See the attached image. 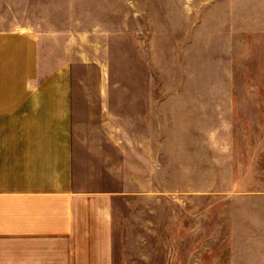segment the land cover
Wrapping results in <instances>:
<instances>
[{"label": "crops", "instance_id": "obj_1", "mask_svg": "<svg viewBox=\"0 0 264 264\" xmlns=\"http://www.w3.org/2000/svg\"><path fill=\"white\" fill-rule=\"evenodd\" d=\"M51 13L0 0V264H119L126 219L144 233L186 232L201 211L264 222V191L235 187L243 130L219 127L224 102L155 95L147 65L122 78L104 49L75 55Z\"/></svg>", "mask_w": 264, "mask_h": 264}, {"label": "rangeland", "instance_id": "obj_2", "mask_svg": "<svg viewBox=\"0 0 264 264\" xmlns=\"http://www.w3.org/2000/svg\"><path fill=\"white\" fill-rule=\"evenodd\" d=\"M43 1L59 29L72 27L75 55L93 59L104 49L122 78L147 65L155 95L224 102L219 127L233 120L243 130L235 171L246 182L235 187L264 191V0ZM226 212L201 211L186 232L172 222L167 232H135L126 219L119 264H264V222L214 224Z\"/></svg>", "mask_w": 264, "mask_h": 264}]
</instances>
